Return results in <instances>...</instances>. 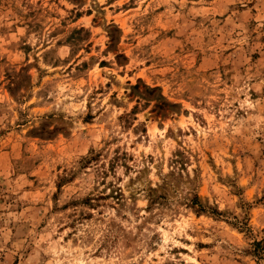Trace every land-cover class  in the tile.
<instances>
[{
    "label": "rangeland",
    "instance_id": "374dc122",
    "mask_svg": "<svg viewBox=\"0 0 264 264\" xmlns=\"http://www.w3.org/2000/svg\"><path fill=\"white\" fill-rule=\"evenodd\" d=\"M0 264H264V0H0Z\"/></svg>",
    "mask_w": 264,
    "mask_h": 264
}]
</instances>
